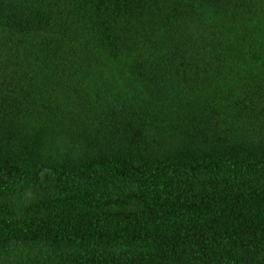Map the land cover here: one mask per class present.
<instances>
[{
    "label": "trees",
    "instance_id": "obj_1",
    "mask_svg": "<svg viewBox=\"0 0 264 264\" xmlns=\"http://www.w3.org/2000/svg\"><path fill=\"white\" fill-rule=\"evenodd\" d=\"M0 264H264V0H0Z\"/></svg>",
    "mask_w": 264,
    "mask_h": 264
}]
</instances>
